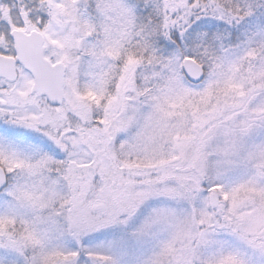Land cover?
<instances>
[{
    "label": "snow or ice",
    "instance_id": "6c2138e0",
    "mask_svg": "<svg viewBox=\"0 0 264 264\" xmlns=\"http://www.w3.org/2000/svg\"><path fill=\"white\" fill-rule=\"evenodd\" d=\"M0 264H264V0H0Z\"/></svg>",
    "mask_w": 264,
    "mask_h": 264
}]
</instances>
